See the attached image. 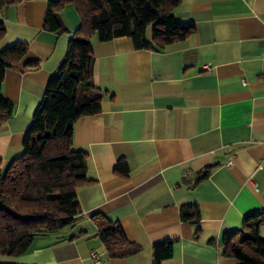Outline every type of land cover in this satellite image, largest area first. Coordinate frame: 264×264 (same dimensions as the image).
I'll return each instance as SVG.
<instances>
[{
	"label": "crops",
	"instance_id": "crops-1",
	"mask_svg": "<svg viewBox=\"0 0 264 264\" xmlns=\"http://www.w3.org/2000/svg\"><path fill=\"white\" fill-rule=\"evenodd\" d=\"M47 8L48 0H21L0 9V49L28 45L2 81L13 105L0 123L2 168L22 152L23 134L80 25L67 3L56 11L59 28L46 30ZM173 15L193 31L161 50L136 49L129 37H92L100 111L80 117L72 132L73 147L86 152L89 182L76 190L81 212L73 225L36 235L24 253L1 263L152 264L153 244L169 239L173 254L160 264H236L223 254L224 232L264 211V0H181ZM31 60L38 65L28 66ZM119 159L126 175L116 169ZM190 203L199 209L197 224L180 220ZM94 213L118 222L139 251L108 257Z\"/></svg>",
	"mask_w": 264,
	"mask_h": 264
},
{
	"label": "trees",
	"instance_id": "trees-1",
	"mask_svg": "<svg viewBox=\"0 0 264 264\" xmlns=\"http://www.w3.org/2000/svg\"><path fill=\"white\" fill-rule=\"evenodd\" d=\"M21 0H0V9ZM181 0H48L43 27L59 28L56 11L74 5L80 25L68 40L66 53L49 78L43 97L22 138V152L0 166V258L24 253L33 238L71 226L80 214L76 190L86 184V152L73 147V124L82 116L100 111L101 94L92 81V37L100 42L129 37L136 49L161 50L184 40L193 23L180 21L173 10ZM5 28L0 20V39ZM28 51L25 42L0 49V123L13 113V105L2 96L7 68ZM36 60L29 61L34 67ZM116 169L126 175L128 165L119 159ZM207 175V171L199 178ZM180 220L197 224L200 213L195 203L180 208ZM96 236L108 257L121 258L139 251L126 237L121 225L94 213ZM174 242L153 244L152 264L173 254ZM223 254L236 264H264V211L244 215L240 228L222 237ZM0 264H7L1 263Z\"/></svg>",
	"mask_w": 264,
	"mask_h": 264
},
{
	"label": "built area",
	"instance_id": "built-area-1",
	"mask_svg": "<svg viewBox=\"0 0 264 264\" xmlns=\"http://www.w3.org/2000/svg\"><path fill=\"white\" fill-rule=\"evenodd\" d=\"M230 163H231V160H228V161L226 162L227 165L230 164ZM91 257H92L97 263H100V260H99L97 254H96L95 252H91Z\"/></svg>",
	"mask_w": 264,
	"mask_h": 264
}]
</instances>
